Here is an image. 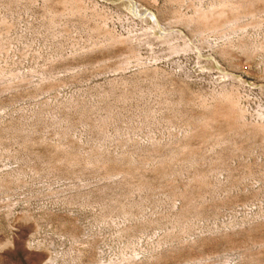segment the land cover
I'll return each mask as SVG.
<instances>
[{"label": "rangeland", "instance_id": "374dc122", "mask_svg": "<svg viewBox=\"0 0 264 264\" xmlns=\"http://www.w3.org/2000/svg\"><path fill=\"white\" fill-rule=\"evenodd\" d=\"M0 264H264V0H0Z\"/></svg>", "mask_w": 264, "mask_h": 264}, {"label": "bare ground", "instance_id": "6f19581e", "mask_svg": "<svg viewBox=\"0 0 264 264\" xmlns=\"http://www.w3.org/2000/svg\"><path fill=\"white\" fill-rule=\"evenodd\" d=\"M227 7V6H226ZM230 7V6H229ZM222 8V7H221ZM221 8L219 9V11L217 10V9H214V11H212L211 13H201V15H200V20H202V22L203 21H206L207 22V20H211V22H213L212 21V19L213 18H217V16L218 15H220V16H223L224 15V13L222 14V11H224L225 10V7H224V9L223 10H221ZM233 10V9H232ZM219 19H220V17H219ZM215 20V19H214ZM217 20V19H216ZM207 23H209V21L207 22ZM206 23V24H207ZM204 24H205V22H204Z\"/></svg>", "mask_w": 264, "mask_h": 264}]
</instances>
